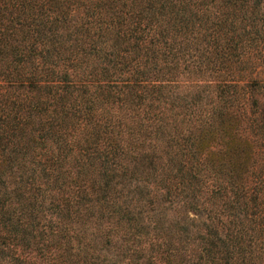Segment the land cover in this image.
I'll list each match as a JSON object with an SVG mask.
<instances>
[{"label": "trees", "instance_id": "1", "mask_svg": "<svg viewBox=\"0 0 264 264\" xmlns=\"http://www.w3.org/2000/svg\"><path fill=\"white\" fill-rule=\"evenodd\" d=\"M0 264H264V0H0Z\"/></svg>", "mask_w": 264, "mask_h": 264}]
</instances>
